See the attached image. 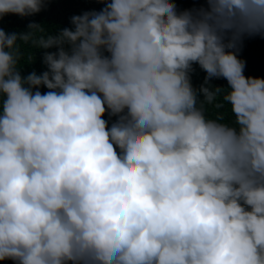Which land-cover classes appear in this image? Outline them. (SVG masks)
<instances>
[{"label": "clouds", "instance_id": "1", "mask_svg": "<svg viewBox=\"0 0 264 264\" xmlns=\"http://www.w3.org/2000/svg\"><path fill=\"white\" fill-rule=\"evenodd\" d=\"M96 2L47 36L0 28V261L264 264V78L238 57L264 0ZM20 42L56 49L45 71L21 74Z\"/></svg>", "mask_w": 264, "mask_h": 264}, {"label": "trees", "instance_id": "2", "mask_svg": "<svg viewBox=\"0 0 264 264\" xmlns=\"http://www.w3.org/2000/svg\"><path fill=\"white\" fill-rule=\"evenodd\" d=\"M177 10L199 8L206 6L203 0H174ZM103 4L97 3L96 0H49L44 9L27 17H20L15 14H7L0 17V28L6 33L11 32H24L27 31L29 23L41 24L44 29L43 32H36L35 37L47 36L54 34L63 28H71L70 18L73 15H80L85 11L96 10L99 11ZM21 59L19 67L22 75H27L31 71H36L37 74L46 70V66L42 63V58L45 51H56L52 49H37L31 42H20ZM238 57L245 61V76L264 78V38L252 37L245 38L238 53ZM194 71L191 73V83L194 88L198 89L203 83L204 76L206 75L198 65H193ZM213 86L227 87V82L224 79H213L210 81ZM42 93L48 91L41 86ZM223 103L222 98L218 97L212 104L205 103L206 114L210 118L222 116L224 122H231L232 114L227 104L223 107H216V104ZM110 124L116 117H104ZM0 264H13L11 260L0 261Z\"/></svg>", "mask_w": 264, "mask_h": 264}]
</instances>
